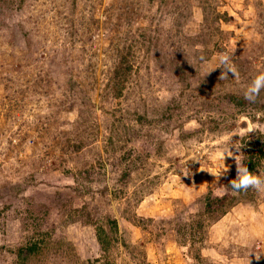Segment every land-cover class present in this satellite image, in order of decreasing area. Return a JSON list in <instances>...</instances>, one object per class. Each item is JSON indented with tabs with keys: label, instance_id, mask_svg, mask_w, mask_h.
<instances>
[{
	"label": "rangeland",
	"instance_id": "rangeland-1",
	"mask_svg": "<svg viewBox=\"0 0 264 264\" xmlns=\"http://www.w3.org/2000/svg\"><path fill=\"white\" fill-rule=\"evenodd\" d=\"M260 72L264 0H0V264H264Z\"/></svg>",
	"mask_w": 264,
	"mask_h": 264
},
{
	"label": "clouds",
	"instance_id": "clouds-1",
	"mask_svg": "<svg viewBox=\"0 0 264 264\" xmlns=\"http://www.w3.org/2000/svg\"><path fill=\"white\" fill-rule=\"evenodd\" d=\"M219 68H222L221 79L226 78L229 76V73L234 74L236 77L237 70L234 67L232 62V57L228 54H221L219 57ZM217 69V68H216ZM264 91V72H260L257 74L251 82L248 84L244 96L245 99L249 101H255V99L260 95V93ZM257 117L262 115L261 113L256 114ZM239 149V148H237ZM233 156L234 153L230 151L229 148H225L223 151L217 153V159L221 161L219 165L218 172H211L213 175L219 179L227 172V168L225 167V157ZM235 160L237 163V176L235 179L230 181V188L233 191H246L249 188H253L257 191L264 190V172H253L250 171L249 168L241 162L239 159V155L235 156Z\"/></svg>",
	"mask_w": 264,
	"mask_h": 264
},
{
	"label": "trees",
	"instance_id": "trees-1",
	"mask_svg": "<svg viewBox=\"0 0 264 264\" xmlns=\"http://www.w3.org/2000/svg\"><path fill=\"white\" fill-rule=\"evenodd\" d=\"M261 155H262V157H264V152L263 151H261ZM252 159H250L249 162H247V164H246V166L249 168L250 171H253L255 169V163L253 162ZM205 202H206V205L207 206L212 207L213 204H215V205L216 204L223 205L224 202H226V199H224V198H215V199H212V196L208 195L205 198Z\"/></svg>",
	"mask_w": 264,
	"mask_h": 264
}]
</instances>
